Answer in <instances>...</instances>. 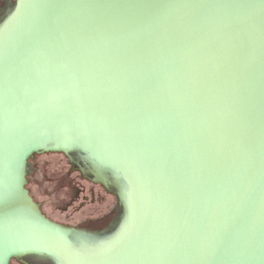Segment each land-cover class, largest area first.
Masks as SVG:
<instances>
[{
	"label": "water",
	"instance_id": "obj_1",
	"mask_svg": "<svg viewBox=\"0 0 264 264\" xmlns=\"http://www.w3.org/2000/svg\"><path fill=\"white\" fill-rule=\"evenodd\" d=\"M34 256L264 264V0H0V264Z\"/></svg>",
	"mask_w": 264,
	"mask_h": 264
},
{
	"label": "flooded vegetation",
	"instance_id": "obj_2",
	"mask_svg": "<svg viewBox=\"0 0 264 264\" xmlns=\"http://www.w3.org/2000/svg\"><path fill=\"white\" fill-rule=\"evenodd\" d=\"M68 182L66 183V187H67ZM102 185V184H100ZM103 186V185H102ZM99 187V185L97 186ZM117 199V198H116ZM94 203V202H93ZM115 204L116 201H115ZM108 218V217H106ZM104 216L102 217H98L97 219H95V222H90L89 220H83L77 223V227L79 226H96L97 229H95L96 231H101L105 229V221H107V223H109V220H107ZM108 225V224H107ZM10 264H62L61 262H55L53 260L47 259V258H42V257H25V258H21V259H13Z\"/></svg>",
	"mask_w": 264,
	"mask_h": 264
}]
</instances>
